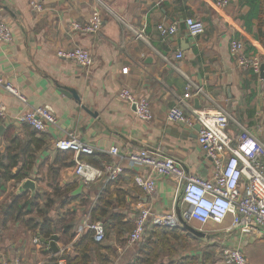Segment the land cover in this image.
Here are the masks:
<instances>
[{
	"label": "crops",
	"instance_id": "crops-1",
	"mask_svg": "<svg viewBox=\"0 0 264 264\" xmlns=\"http://www.w3.org/2000/svg\"><path fill=\"white\" fill-rule=\"evenodd\" d=\"M30 1L0 0V19L11 25L14 34L12 45L0 43V75L13 82L30 107H52L63 129L94 147L92 158L81 156L82 162L98 169L115 160L109 153L112 148L127 153L142 147L177 159L189 173L210 176L212 165L198 147L197 131L167 121L169 108L188 91L187 115L214 103L225 109L231 104L234 125L230 123L228 129L233 138L241 134L242 127L255 137L264 132V81L260 75L238 69L231 52L232 40H242L251 44L252 53L264 64V46L244 26L252 13L247 0H231L230 7L221 12L212 6V0H36L44 6L42 13L34 11ZM258 4L263 9L261 18L264 0ZM96 10L104 18L101 32L82 35L70 30L72 22L84 23ZM188 18L202 21L206 33L191 37L185 26ZM174 24L178 32L163 39L158 26ZM252 33L264 41V29L259 33L254 24ZM76 47L93 52L95 65L91 69L58 58L59 50ZM179 53L182 59L176 58ZM190 85L202 88L203 94L188 89ZM124 88L149 100L153 122L139 121L135 109L119 100ZM0 104L6 105L9 113V121L0 123L5 127L0 154H8V137L13 136L17 143L9 148L10 161L5 158L0 172V264L15 257L23 264H48L55 256L44 243L34 245L36 236L41 241L45 237L27 228L29 220L45 225L49 237L57 235L60 251L78 256L73 245L81 236L76 234L71 243L59 230L64 222H72L77 233L109 184L104 179L88 185L82 182L75 174L74 154L56 149V130L37 133L16 124L27 109L2 87ZM15 156L17 166L11 168ZM143 174V168L126 167L119 180L108 187L109 194L105 193L113 206L120 200L118 212L133 222L144 208L154 214L169 213L175 196L174 183L161 180L154 196L147 197L135 184L136 177ZM11 177L23 180L19 183ZM27 180L35 183V193L22 192ZM193 223L198 233L167 229L169 239L172 236L178 241L171 239L166 251L161 248L163 255L154 264H225L220 256L223 247L240 249L250 264H264V233L242 238L224 230L229 221L225 226ZM191 234L199 241L210 239L211 244L193 250L178 245ZM109 241L115 255L110 257L111 263L129 264L135 249L116 245L115 235ZM105 249L102 255H108Z\"/></svg>",
	"mask_w": 264,
	"mask_h": 264
},
{
	"label": "built area",
	"instance_id": "built-area-1",
	"mask_svg": "<svg viewBox=\"0 0 264 264\" xmlns=\"http://www.w3.org/2000/svg\"><path fill=\"white\" fill-rule=\"evenodd\" d=\"M231 0H212V6L218 11H226ZM34 11L42 13L44 6L36 0L30 1ZM104 18L100 11L93 12L84 23L72 22L70 30L82 35H95L102 31ZM186 29L193 38L206 33L205 24L197 19L188 18L185 21ZM163 39L178 32L176 24L166 28L158 26ZM139 38H143L138 34ZM14 34L11 25L0 19V43L12 45ZM231 52L235 63L243 72L261 74L262 61L252 52L242 40L234 39L231 42ZM58 58L71 61L84 69H91L95 65V57L91 50L76 47L71 50H59ZM182 59L183 54L176 55ZM0 87L18 99L27 109L15 121L20 126H29L37 133H47L50 129L56 130V149L60 152L73 153L75 156V174L82 179L85 185L98 179H104L106 184L119 180L126 167L143 168L145 174L136 177L135 184L141 188L147 197H152L157 191L161 180H170L175 185V196L169 213L154 214L150 208L140 210L134 221V230L131 233L127 247L139 243L146 233L150 219L154 226L168 230L176 229L182 220L188 224L198 223L201 227L208 225L229 226L227 232H237L240 237H261L264 233V145L248 131L237 138L229 134V123L233 121L228 111L219 104L193 110L190 115L185 113L187 100L191 98L186 93L177 103L169 108L167 121L180 124L194 130L200 125L197 132V144L203 156L211 162L210 176L202 177L185 170L180 161L166 157L158 152L145 148H137L127 153L114 147L109 153L115 160L105 163L102 168H94L80 160L81 156H91L95 153L94 147L81 141L75 133L60 126L57 115L52 107H30L27 97L20 90L0 75ZM195 89L197 94H203L200 87L190 85L188 89ZM121 102L135 107V115L139 121L153 122L154 115L150 102L146 98L136 96L130 89L124 88L119 92ZM9 121L6 105L0 104V123ZM2 145L0 144V150ZM87 230L94 231V239L98 243L105 240V231L101 223H90V210L85 220L77 228V235L82 236ZM35 246H42L41 239H33ZM61 250L58 255H63ZM225 264H250L240 249L223 247L220 253ZM1 264H23L22 259L4 260ZM58 264H67L65 258H60Z\"/></svg>",
	"mask_w": 264,
	"mask_h": 264
},
{
	"label": "trees",
	"instance_id": "trees-1",
	"mask_svg": "<svg viewBox=\"0 0 264 264\" xmlns=\"http://www.w3.org/2000/svg\"><path fill=\"white\" fill-rule=\"evenodd\" d=\"M247 3H249V5L251 6L252 13L245 19L244 26L246 27L248 32L254 36V38H259L261 44L264 46V41H262L260 37H257L252 33V26L254 24H256L259 33H262V30L264 29V17H259L263 9L258 4V0H247ZM245 44L247 45L248 51H255L250 43ZM15 140L16 139L13 138V136L8 137V154H6L5 157L0 154V172L4 168L5 158L10 161L9 158L11 151H9V148L11 149L12 145H17ZM87 158L92 157L89 156ZM16 159H18L16 156L14 159H11L12 162L9 167L13 168L17 166ZM11 179L18 180L19 183L23 180V178L18 177H11ZM5 180L9 179L5 177ZM112 184L113 183L106 186V190L102 191L103 193H101L100 197L98 198V206L92 208L90 211V223H101L103 225L105 231L104 242H96L94 239V231L87 230L80 238L77 239V241L73 245V248L78 256L75 257L65 251L63 255H55L48 262V264H58L59 259L62 257L66 259L67 264H94V262H96L97 264H112L110 261V257L115 255L114 246L111 245L109 241L111 236L115 235L116 245L125 247L131 233L134 230V222L127 220L120 212H118L117 206H121L119 204L120 200L116 199L117 205L113 206L107 198L105 199V193L106 195L107 193L109 194L108 187ZM1 188L3 187H0V189ZM70 194H75V192L73 193L71 191ZM26 225L29 230H37V234H42V236L45 237L44 239L50 238V233L46 232L45 225L40 226L33 220L27 221ZM59 232L62 235H67V238L71 243L75 240L77 234L76 227L72 225V222H64ZM169 235L170 234L167 233L166 228L154 226L153 220L150 219L146 227V233L143 236V239L132 247L135 249L136 253L132 255V260L129 264H154L155 262H157V260L163 255L159 252V250L163 248L164 251H166V248L169 246V242L171 239H173V241L178 240L177 238L172 236L169 239ZM70 242L68 244H70ZM105 242H107V249H105V246H103ZM103 249L108 251V255L101 254ZM174 252L176 251L174 250L169 256H172Z\"/></svg>",
	"mask_w": 264,
	"mask_h": 264
},
{
	"label": "rangeland",
	"instance_id": "rangeland-1",
	"mask_svg": "<svg viewBox=\"0 0 264 264\" xmlns=\"http://www.w3.org/2000/svg\"><path fill=\"white\" fill-rule=\"evenodd\" d=\"M220 105V104H219ZM221 107H223L222 105H220ZM223 108H225V107H223ZM233 118V117H232ZM231 123V125H234V123L231 121L230 122ZM241 134H243V132L244 131H248V132H250L247 128H245V127H242L241 128ZM240 131V130H239ZM251 133V132H250ZM240 134V135H241ZM259 135H261L262 136V138L260 139V140H262L263 142H264V132L262 131L260 134L259 133H256V137L257 136H259ZM235 136V135H234ZM257 139H258V137H257ZM258 139V140H259ZM259 140V141H260ZM262 141H260V143L262 144V145H264V143L262 142ZM188 223L186 222V220H182L181 221V225H180V227H178L177 228V230L178 231H182V229L184 228V229H187V230H189V231H195L196 233H198L196 230H198V228H193L194 226H193V222H191L190 224H188ZM213 228H215V227H213ZM199 231V230H198ZM211 234H213V233H211ZM180 235H182V234H180ZM187 235V234H186ZM185 235V239H180V241L178 242V245H180L181 247H185V248H187V247H189V249H191V250H193V249H198V247L200 246V244L202 245V244H204V245H210L211 243V241H210V239H208V240H204V241H199L198 240V238H194V236L191 234V236H186ZM176 241H178V240H176ZM125 247H127V244L125 245ZM128 248V247H127ZM130 248V247H129ZM132 248V247H131Z\"/></svg>",
	"mask_w": 264,
	"mask_h": 264
},
{
	"label": "water",
	"instance_id": "water-1",
	"mask_svg": "<svg viewBox=\"0 0 264 264\" xmlns=\"http://www.w3.org/2000/svg\"><path fill=\"white\" fill-rule=\"evenodd\" d=\"M261 80L264 81V64L261 67V74H260ZM73 94V93H72ZM74 95V94H73ZM135 109V107H133ZM228 113L231 115L233 113L231 104L226 108ZM5 127L4 125L0 126V138L3 137ZM195 130L198 132L200 130V125H197ZM22 192L24 191H31L35 193L36 185L32 180H27L21 188ZM59 241V237L57 235H53L49 239H42V243L47 245L49 247V251L53 253L54 255H58L60 253V249L57 247V242Z\"/></svg>",
	"mask_w": 264,
	"mask_h": 264
}]
</instances>
